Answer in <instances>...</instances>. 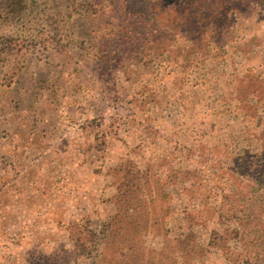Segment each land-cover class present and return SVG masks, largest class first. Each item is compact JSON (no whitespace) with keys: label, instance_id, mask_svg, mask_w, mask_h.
Listing matches in <instances>:
<instances>
[{"label":"rangeland","instance_id":"rangeland-1","mask_svg":"<svg viewBox=\"0 0 264 264\" xmlns=\"http://www.w3.org/2000/svg\"><path fill=\"white\" fill-rule=\"evenodd\" d=\"M11 1L0 17V264H227L209 242L223 226L182 219L191 196L168 175L201 167L205 145L245 146L221 98L251 72L264 87V1L220 0L199 16L188 0ZM173 17L180 33L164 29ZM258 129L264 140V120ZM138 169L160 183L137 189ZM160 189L159 226L135 250L102 252L110 224L148 211L137 201ZM124 191L137 204L121 207ZM187 235L199 247L170 246Z\"/></svg>","mask_w":264,"mask_h":264},{"label":"trees","instance_id":"trees-1","mask_svg":"<svg viewBox=\"0 0 264 264\" xmlns=\"http://www.w3.org/2000/svg\"><path fill=\"white\" fill-rule=\"evenodd\" d=\"M114 1L118 3V0ZM256 1L260 4L264 0ZM3 2L6 5H3ZM10 2L12 1L0 0V17L4 12H7ZM220 3V0H188V4L194 7V12L197 10L195 15L198 16L203 15L204 11H217ZM137 4L139 5V1L135 5ZM156 7L158 6H153V8ZM203 8L205 10H202ZM113 10L119 27L123 29L125 27L123 25L124 15L118 14L116 9ZM182 18L173 17L170 26H164V29L180 33ZM187 18L193 17L188 15ZM204 19L201 17L197 20ZM206 28L207 26H205V30ZM131 30L134 31V29ZM248 72L250 73V71ZM261 78L260 73L251 72V85L245 86L243 77L239 79L241 83L237 93L233 92L232 96L221 98L227 106L231 104L235 106L240 118L238 133L241 134L237 135V138L245 143V146L230 151L226 144H222L226 142L224 140L217 144L220 146L216 148L205 145L199 160L202 163L201 167L182 170L175 163L168 175L171 177L170 183L173 182L176 187L181 188L183 193L186 192L191 196L180 211L183 213L182 219H186L190 224L204 225L213 218L223 226L224 232L219 234L215 230L209 242L217 244L225 250L227 264H264V140L261 139L260 129H258L264 120L263 111L259 107L264 99V87L259 83ZM253 99L259 103L257 104ZM246 131H250V134L243 136ZM207 169L209 171H206ZM138 170L135 171L138 175L137 183L140 184L137 189L150 184V181L154 185L156 182L160 183L157 179L155 180V175L150 177L149 171ZM126 172L129 173V170ZM124 176L126 175H121V177ZM167 196L164 189L153 191V194L148 198L137 201L140 202V207L150 208L148 211L136 215L124 214L121 220L111 223L110 229H107L109 232L99 238L98 245L102 252L109 254L110 251L119 249L122 245L127 250H135L139 243L140 232L150 226H159L160 211H163L162 203L166 201ZM117 201L123 202L120 204L121 207L137 204L134 198L126 196L125 191L119 192ZM155 210L158 211V215L152 216ZM123 226L124 230L118 231ZM86 233L83 235L85 238L87 237L86 241L98 243V240L90 239L94 236L92 230H87ZM223 235H227L232 240L228 243L225 242ZM86 241H83L81 247L86 246ZM169 244L171 247L183 250L199 247V243L192 235L175 236L170 239Z\"/></svg>","mask_w":264,"mask_h":264}]
</instances>
